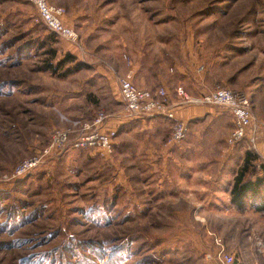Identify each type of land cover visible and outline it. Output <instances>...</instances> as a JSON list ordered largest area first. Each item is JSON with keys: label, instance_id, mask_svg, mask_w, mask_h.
<instances>
[{"label": "rangeland", "instance_id": "obj_1", "mask_svg": "<svg viewBox=\"0 0 264 264\" xmlns=\"http://www.w3.org/2000/svg\"><path fill=\"white\" fill-rule=\"evenodd\" d=\"M49 1L77 42L51 33L29 0H0V194L12 205L0 210V264H219L221 248L234 264H264V214L238 211L218 186L223 159L238 167L252 150L228 144L233 117L211 107L228 116L222 125L187 122L180 144L166 120L121 127L120 92L97 71L174 74L198 56L215 89L248 96L264 126V0ZM67 53L84 69L61 77L74 67L58 65ZM101 113L114 115L111 151L68 148L5 182L55 132H80Z\"/></svg>", "mask_w": 264, "mask_h": 264}, {"label": "built area", "instance_id": "obj_2", "mask_svg": "<svg viewBox=\"0 0 264 264\" xmlns=\"http://www.w3.org/2000/svg\"><path fill=\"white\" fill-rule=\"evenodd\" d=\"M34 6L40 21L58 38L77 42V31L63 22L66 12L64 8L54 6L49 0H29ZM120 99L124 106L122 117L124 120L146 121L150 118L162 116L174 120L171 142L182 143L189 133V125L185 121L176 119V111L189 107H215L228 112L233 117L234 128L228 138V144L235 146L246 142L256 151L258 143L264 140V126L258 122L251 100L244 93H238L228 88H217L209 93L198 96L190 95L183 87L175 90V98L165 88L155 91L138 87L132 74L119 80ZM114 115L99 114L90 125H85L80 132L72 130L57 131L53 135L50 145L29 159L21 162L12 175L6 177L5 182L11 183L24 179L52 158L61 155L68 148L90 149L99 148L111 151L116 129L109 126ZM262 244H259L261 248ZM262 252V250H261ZM219 264H234L235 259L221 248L216 256Z\"/></svg>", "mask_w": 264, "mask_h": 264}, {"label": "crops", "instance_id": "obj_3", "mask_svg": "<svg viewBox=\"0 0 264 264\" xmlns=\"http://www.w3.org/2000/svg\"><path fill=\"white\" fill-rule=\"evenodd\" d=\"M63 22L66 25H68V23H71V20H69V18L65 15L63 17ZM69 47H71L70 50H68L69 52L77 53L76 48H73L72 46H69ZM197 59H198V56L197 58L196 57L190 58L189 64L186 66H180V67L178 66L176 69L173 70L174 74H163V70L156 66L145 67V65L143 64H135V63L132 64L131 66L129 65V67L127 68H120L121 69L120 74H119L120 76L116 75L114 70L107 71L109 69L102 68L103 69L102 70L100 68H97V71L98 73H101L100 75L107 77L109 83H111V85L114 86L113 87L114 93L116 94L120 92L119 91L120 85L118 83V80H120V78L128 74H132L136 85L142 89L155 91L156 89H158V87L165 86V89L170 93L171 97L175 98L176 88L183 87L190 95L198 96L204 93L212 92L216 88L215 84L217 83L219 85L217 81L220 79H217L215 75H213L210 72V70L206 72V75L205 74L203 75L205 68L199 65L200 62H197ZM217 111L218 110L213 109L211 107H207V106L189 107L186 109L177 110L176 119L188 122L190 124V121H193L195 119H199L202 117H207V119H213L216 125L217 124L222 125L224 120H226L224 118L228 116L221 112L217 113ZM161 120H166L167 123H172V125L174 124V120H168V118H165L162 116L155 118V119L150 118L146 121L124 120L125 124L127 123H130V124H127V125L123 124V126L119 122H115V124H119V126L121 127L129 126L133 128L137 124L133 122L146 123L148 121H151L149 123H151L150 127H152L153 125H155V123L159 125V122L157 121H161ZM114 121L115 120H113L112 122L113 125H115ZM242 143H245V142H240L238 143V145ZM255 153L258 154L262 159H264V140L258 143V147ZM242 159H241V162L238 164V167H234V168L233 167L231 168V161L228 158L223 159L224 168H223V173L221 175L219 174V178H218L219 185L218 186L223 189V192L227 194L229 199H231V189H232L233 181L235 178V174L238 168L242 164ZM217 161H220V160H217ZM261 253L264 256V250Z\"/></svg>", "mask_w": 264, "mask_h": 264}, {"label": "trees", "instance_id": "obj_4", "mask_svg": "<svg viewBox=\"0 0 264 264\" xmlns=\"http://www.w3.org/2000/svg\"><path fill=\"white\" fill-rule=\"evenodd\" d=\"M51 37L54 39L55 36ZM57 52V48L55 47L50 50L53 56H57ZM68 64H73L74 67L69 69L66 73H63L61 77L75 74L81 69H84V65L77 62V58L69 53L66 54L65 58L61 60L58 65L64 66ZM52 65L53 64H50L49 66L50 70L52 69ZM55 70L56 68H53V73L57 74ZM87 113L88 112L85 111L82 115L90 117L91 114L86 115ZM7 195L8 193L5 194V196L4 194H0V210L6 209V211L11 212L12 205H4L8 199ZM231 203L238 211H245L250 208L255 213L264 214V159L252 150H247L245 152L242 164L236 171L231 189ZM33 214L36 213L34 212ZM0 226H2V224H0Z\"/></svg>", "mask_w": 264, "mask_h": 264}]
</instances>
